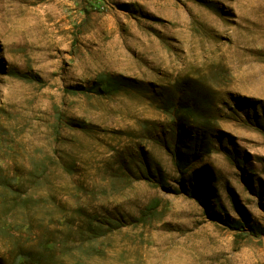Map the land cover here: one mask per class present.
Segmentation results:
<instances>
[{
  "label": "rangeland",
  "instance_id": "rangeland-1",
  "mask_svg": "<svg viewBox=\"0 0 264 264\" xmlns=\"http://www.w3.org/2000/svg\"><path fill=\"white\" fill-rule=\"evenodd\" d=\"M213 214L264 228V0H0V264H264Z\"/></svg>",
  "mask_w": 264,
  "mask_h": 264
},
{
  "label": "trees",
  "instance_id": "trees-1",
  "mask_svg": "<svg viewBox=\"0 0 264 264\" xmlns=\"http://www.w3.org/2000/svg\"><path fill=\"white\" fill-rule=\"evenodd\" d=\"M116 84L117 86L123 87V83H114V82L108 83L107 81H104V84H100V87L105 88V89H102L101 92H104V93H108L111 91L114 92L113 88ZM209 218L213 221H216L222 224L226 228L233 230V231H240V230H244V228H248L251 234H263L264 232V228L262 226L256 225V224L254 225L245 218H243L242 221H234V220L229 221V220L222 219L217 214L210 215Z\"/></svg>",
  "mask_w": 264,
  "mask_h": 264
}]
</instances>
